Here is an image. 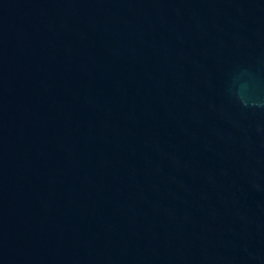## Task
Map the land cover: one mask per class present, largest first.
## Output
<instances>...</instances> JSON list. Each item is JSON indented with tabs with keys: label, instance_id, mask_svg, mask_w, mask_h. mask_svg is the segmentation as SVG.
<instances>
[{
	"label": "water",
	"instance_id": "obj_1",
	"mask_svg": "<svg viewBox=\"0 0 264 264\" xmlns=\"http://www.w3.org/2000/svg\"><path fill=\"white\" fill-rule=\"evenodd\" d=\"M0 264H264V0H0Z\"/></svg>",
	"mask_w": 264,
	"mask_h": 264
}]
</instances>
